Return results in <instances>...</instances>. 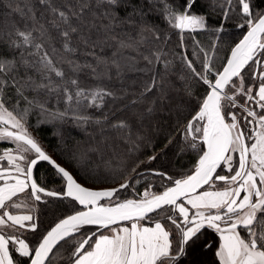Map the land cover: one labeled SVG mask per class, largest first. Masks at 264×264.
<instances>
[{
    "label": "snow or ice",
    "instance_id": "6c2138e0",
    "mask_svg": "<svg viewBox=\"0 0 264 264\" xmlns=\"http://www.w3.org/2000/svg\"><path fill=\"white\" fill-rule=\"evenodd\" d=\"M148 3L162 5L157 11L174 29L194 31L206 27L205 17L191 12L196 0H183L181 5L170 4L168 0H148ZM228 3L231 4V0ZM238 3L243 21L239 26L247 27L248 31L231 49L222 70H216L209 62L198 71L193 61L184 57L191 75L207 86L204 98L196 99L198 110L181 133L193 150L199 149L197 136L193 133L199 134L207 146L206 150H201L196 167L179 179L157 173L171 181L172 186L162 193L145 190L140 199L113 203L108 202L119 189L92 190L82 186L46 153L29 132L24 118L34 106L42 112L48 111L35 97L29 99L26 92L51 95L62 91L69 103L75 101L79 104L81 100H87L90 106L97 108L104 106L106 97L115 99V94L103 88L86 90L80 87L77 79H66L65 71L53 58L58 49L51 46V54L46 49L47 30L39 24L33 9H29L28 16L31 27L27 23L23 29L13 26L8 33L10 39L4 46L17 52L18 57L0 55V141H11L15 145L0 154V264H21L20 258H27L26 264H56V253L65 246L72 248L69 264H184L197 248L201 251L212 248L211 241H204L205 230L219 236L214 252L218 264H264V12L254 11L250 0H238ZM37 4L59 18V22L56 19L51 21L52 27L60 30L63 51L75 53L77 49L72 46V37L79 28L73 26L72 17L79 20L84 9L93 7L92 0H83L79 13L60 10L52 5V0H37ZM95 7L103 10L108 28L135 23L133 18L136 17L139 18L141 36L147 31L159 39L156 27L146 19L149 13L144 10L143 3L95 0ZM16 11L24 15L22 10ZM62 25L67 27L62 28ZM12 36L15 39H11ZM51 39L47 35L49 43ZM82 42L87 44V39L82 38ZM118 47L123 49L132 45L119 40ZM153 55L155 59H144L149 64L160 63V54ZM60 59L73 73L82 70L77 62L64 57ZM164 68L168 69L167 62ZM245 77L250 81L247 86ZM180 78L185 79L184 76ZM69 84L72 88L68 87ZM162 84V80L154 77L141 92V98L158 89L159 100H167ZM10 91L16 97V103L11 106ZM186 95L192 97L190 88ZM239 97L243 98V103L238 101ZM20 101H24L27 107L18 111ZM233 108L238 111L233 112ZM153 110L152 107L147 109L149 113ZM56 115L63 119L68 113ZM75 118L83 122L90 119ZM241 120L246 127H241ZM198 122H202V126L196 127ZM112 127L130 129L125 121ZM189 136L191 140H188ZM154 159L155 156L150 157V160ZM40 161L48 162L64 178L63 193L46 191L38 186L33 169ZM222 165L226 166L222 171L226 170L230 175L217 172ZM217 181L223 182L221 188L209 190ZM205 185L208 189L199 191ZM128 186L125 183L120 188ZM29 189V197L35 201L42 199L41 193L48 197L66 196L85 210L59 220L35 246H30L17 233L26 227L36 232L34 216L17 215L8 210L27 207L26 203L16 202L14 198ZM124 222L128 223L124 225ZM85 226L107 229L108 234L84 232ZM242 232L245 235H241Z\"/></svg>",
    "mask_w": 264,
    "mask_h": 264
},
{
    "label": "trees",
    "instance_id": "16d2710c",
    "mask_svg": "<svg viewBox=\"0 0 264 264\" xmlns=\"http://www.w3.org/2000/svg\"><path fill=\"white\" fill-rule=\"evenodd\" d=\"M82 2L83 0H52V5L60 10L79 13ZM92 3L93 7L84 9L79 20L72 17L73 26L79 28V32L72 37V46L77 51L65 53L60 30L53 28L51 24L53 19L59 22L58 17H54L49 10L39 6L37 0H0V55L18 57L17 52L4 45L9 41L8 33L14 25L23 29L27 23L31 27V21L28 19L31 8L35 11L39 24L44 26L47 35L52 38L49 43L47 35L45 36L46 49L50 54L51 46L54 45L58 49L53 58L58 62L57 66L65 71L66 79H77L80 87L86 90L107 89L116 97L115 99L106 97L104 106L97 108L90 106L87 100H81L79 104L75 101L69 103L62 91L51 95L46 92H40L38 95L26 92L29 99L35 97L48 111L42 112L39 107L34 106L29 109L24 121L42 148L68 167L82 182L96 186H117L130 181L129 186L119 190L114 199L118 198L119 201L139 199L142 192L148 188L152 193H162L171 186V181L166 177L179 179L190 174L198 163L201 150H205V144L199 134L193 133L197 136L198 150L190 148L188 141L181 135L188 120L198 110L196 99L202 100L207 93V86L191 75L184 57L191 59L198 71L204 63L209 62L216 70H222L231 49L248 31L247 27L239 26L243 22L240 5L238 0H231V4L228 0H196L191 12L204 16L206 27L182 32L172 28L161 18L162 13L157 9L162 8V5L149 4L148 0H134V3H143L144 10L149 13L146 19L156 27L159 33L157 39L147 31L143 36L140 35L139 18L136 17L133 18L135 23L118 24L115 29L106 27L108 20L105 19L103 10L95 7V0H92ZM168 3L181 5L183 0H168ZM250 4L254 11L264 12V0H250ZM16 9L22 10L24 15L22 16ZM123 15L122 10L121 16ZM66 27L62 25V28ZM82 38L87 39V44L82 42ZM11 39L15 37L12 36ZM119 40L130 43L132 47L119 48ZM154 53L160 54V63L149 64L144 58L155 59ZM61 57L77 62L82 66V70L73 73L69 65L61 61ZM165 62L168 63L167 70L164 68ZM84 65L91 67H83ZM181 76L185 79L182 80ZM154 77L158 81H163L162 87L168 97L163 102L158 98L160 95L158 89L145 94L142 98L140 96ZM56 79L59 83V79ZM249 82L245 77L246 86ZM68 87L72 88L70 84ZM189 88L192 97L186 95ZM9 96V105H14L16 103L14 93L10 91ZM238 101L243 103V98L239 97ZM25 107L27 105L24 101H20L18 111ZM150 107L154 110L149 113L147 109ZM256 110L260 111L258 108ZM66 111L68 115L65 118H57L56 114ZM232 111L238 110L233 108ZM77 116L90 119L83 122L77 120L75 118ZM120 121L127 122L130 129L112 127ZM240 123L242 128L246 127L242 120ZM199 125L202 126V122L195 126ZM142 127L147 129L146 134ZM131 129L133 132H130ZM188 140H191V136ZM12 146L8 141H0V154ZM152 156L156 159L150 160ZM100 160L108 165H99ZM133 168L136 169L135 172L132 171ZM222 169H226L224 165L217 172L230 175ZM153 171L165 173L166 177L162 178ZM33 173L40 187L49 191L64 192V179L49 163L38 162ZM222 184L223 182H216V186ZM40 195L42 196L40 201H35L28 194L21 197L26 200L29 205L27 210L32 213L37 223L36 232L25 228L17 233L30 246H35L42 235L59 220L82 209L71 198L48 197L42 193ZM19 198L16 197L14 200L17 201ZM83 231L99 233L106 232L107 229L85 226ZM241 234L245 235L243 232ZM204 241H211L212 248L207 251L196 249L189 254L184 264H218L214 252L219 244V236L205 230ZM71 251V246L60 249L54 258L56 264H69L68 257ZM14 255L18 257V254ZM26 259L20 258L21 264H26Z\"/></svg>",
    "mask_w": 264,
    "mask_h": 264
},
{
    "label": "rangeland",
    "instance_id": "374dc122",
    "mask_svg": "<svg viewBox=\"0 0 264 264\" xmlns=\"http://www.w3.org/2000/svg\"><path fill=\"white\" fill-rule=\"evenodd\" d=\"M196 30H201V29H196ZM184 31H193V30H184ZM184 31H182V32H184ZM195 31V30H194ZM24 123H25V121H24ZM26 124V123H25ZM26 126H27V124H26ZM28 127V126H27ZM198 127H200V125L198 126ZM143 128V130L142 131H144V134H146L145 132H146V128L145 127H142ZM141 128V129H142ZM28 130H29V128H28ZM130 132H133V130L131 129L130 130ZM202 139V138H201ZM8 142H10V143H12V147H10V148H14L15 147V145H14V143L13 142H11V141H8ZM6 150V149H5ZM4 150V151H5ZM3 151V152H4ZM2 152V153H3ZM1 153V154H2ZM47 153V152H46ZM48 154V153H47ZM50 155V154H49ZM53 157V156H52ZM236 159V154H234V160ZM99 165H105L106 166V164L108 165V163H106V162H104L103 160H100L99 161V163H98ZM224 167L226 168V166L224 165ZM218 171V170H217ZM79 179V178H78ZM80 180V179H79ZM81 181V180H80ZM82 182V181H81ZM82 183H84V182H82ZM85 185H87V186H89V187H94V188H106V187H112L113 185H109V186H105V185H103V186H96V185H88V184H86V183H84ZM146 190H148L149 192H151L152 193V191H151V189L150 188H148V189H146ZM145 191V190H144ZM144 191L142 192V194L141 195H143V193H144ZM28 192H29V190H27L25 193H23V194H21L19 197V199L16 201V202H23V203H26V200L25 199H23V198H21V197H23V196H25L26 194H28ZM15 199V198H14ZM140 199V198H139ZM126 200H128V199H126ZM122 201H124V200H121V201H119V200H117V199H113L112 201H110V202H108V203H113V202H122ZM27 204V203H26ZM28 205V204H27ZM22 209H25V210H27V209H29V205L27 206V207H21V208H19V209H14V208H10V209H8L9 211H11L13 214H17V215H24V214H31V212L30 211H24V210H22ZM115 227V226H114ZM197 249H199V248H197Z\"/></svg>",
    "mask_w": 264,
    "mask_h": 264
},
{
    "label": "water",
    "instance_id": "95a60500",
    "mask_svg": "<svg viewBox=\"0 0 264 264\" xmlns=\"http://www.w3.org/2000/svg\"><path fill=\"white\" fill-rule=\"evenodd\" d=\"M245 34H246V33H245ZM242 38H243V37H242ZM242 38H241V39H242ZM241 39H240V40H241ZM240 40H239V41H240ZM239 41H238L237 43H239ZM237 43H236V44H237ZM236 44L234 45V47L236 46ZM234 47H233V48H234ZM230 54H231V52H230ZM229 56H230V55H229ZM206 147H207V146H206V144H205V150H206ZM48 155H49V154H48ZM50 156H51V155H50ZM51 157H52V156H51ZM52 158H53L58 164H60L62 167H64L66 170H68V171L73 175V177L77 180V182L80 183V184H81L82 186H84V187H87V188L92 189V190H103V189H111V188H117V189H119V190L125 189V188H120V185H121V184H120V185H117V186L106 187V188H94V187H89V186L85 185L84 183H82V182H81V181H80V180H79V179H78V178H77V177L71 172V170H70L68 167H66L65 165L61 164V163H60L59 161H57L54 157H52ZM40 162H41V161H40ZM45 162H46V161H45ZM47 163H48V162H47ZM51 167H52V166H51ZM52 168H53V167H52ZM53 169H54V168H53ZM54 170H55V169H54ZM217 170H218V169H217ZM33 172H34V169H33ZM153 173H154V174H157V173H160V172L153 171ZM59 175H60V174H59ZM60 176H61V175H60ZM61 177H62V176H61ZM33 178H34V173H33ZM34 179H35V178H34ZM63 179H64V178H63ZM64 181H65V180H64ZM125 183H127V184L129 185V184H130V181H126ZM125 183H123V184H125ZM65 184H66V181H65ZM38 186H39V185H38ZM171 186H172V185H171ZM205 186H206V185H205ZM46 191H49V190H46ZM64 191H65V186H64ZM59 197H66V196H59ZM67 198H70V197H67ZM71 199H72V198H71ZM112 199H114V197H113ZM77 203H78V202H77ZM102 203H104V201H102ZM80 207H82V209L79 210V211H83V210H85L83 206L80 205ZM72 214H74V213H72ZM70 215H71V214H70ZM67 216H68V215H67ZM64 218H65V217H64ZM62 219H63V218H62ZM58 222H59V221H58ZM125 223H128V222H124V224H125ZM54 225H55V224H54ZM54 225H53V226H54ZM53 226H52V227H53ZM50 229H51V228H50ZM50 229H49V230H50ZM49 230H48V231H49ZM46 233H47V232H46ZM46 233H45V234H46Z\"/></svg>",
    "mask_w": 264,
    "mask_h": 264
},
{
    "label": "crops",
    "instance_id": "0c3cea01",
    "mask_svg": "<svg viewBox=\"0 0 264 264\" xmlns=\"http://www.w3.org/2000/svg\"><path fill=\"white\" fill-rule=\"evenodd\" d=\"M0 183H2V182H0ZM222 186V185H221ZM221 186H215L213 189H209V190H219L220 188H221ZM205 189H208V187L207 188H203V189H201V190H199V191H204ZM23 194V193H22ZM21 194H19L18 195V197L20 196ZM243 195V194H242ZM16 198V197H15ZM186 206H188V207H190L189 205H186ZM22 210H24V211H29V210H25V209H22ZM194 211V210H193ZM31 215H32V213H31ZM27 223V222H26ZM141 223H144V222H141ZM127 223H125L124 225H126ZM124 225H121V226H124ZM148 226H151L150 224L148 225ZM26 229H27V227H26ZM105 234H108V230L106 231V232H104ZM242 235V234H241ZM21 239H23L22 237H20ZM27 242V241H26Z\"/></svg>",
    "mask_w": 264,
    "mask_h": 264
}]
</instances>
